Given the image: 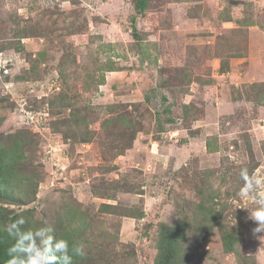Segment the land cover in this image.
<instances>
[{
    "label": "rangeland",
    "instance_id": "rangeland-1",
    "mask_svg": "<svg viewBox=\"0 0 264 264\" xmlns=\"http://www.w3.org/2000/svg\"><path fill=\"white\" fill-rule=\"evenodd\" d=\"M147 2L137 14L134 0H0V66L10 69L0 76V132L29 138L36 218L54 224L79 202L96 226L86 255L105 244L110 264H152L158 225L184 220L200 232L207 212L197 206L212 194L237 252L224 253L214 227L188 235L192 264H264L254 204L237 195L241 168L264 173V0ZM14 24L29 36L12 40ZM164 94L173 122L158 132ZM104 204L115 212H100Z\"/></svg>",
    "mask_w": 264,
    "mask_h": 264
},
{
    "label": "trees",
    "instance_id": "trees-1",
    "mask_svg": "<svg viewBox=\"0 0 264 264\" xmlns=\"http://www.w3.org/2000/svg\"><path fill=\"white\" fill-rule=\"evenodd\" d=\"M147 6V0H134V9L137 14H143ZM15 25L19 24H14V28L9 31L12 40H21L29 36L30 30L28 25L24 27L23 30L17 28ZM178 78L181 81H188L189 73L186 70H181ZM161 83L165 84L166 82L161 81ZM207 84H210V82H207L205 85ZM262 85L264 86V84ZM157 88L166 89L167 86H159ZM261 94L264 96V91H262ZM161 101L163 105L166 104L168 101L166 94L161 97ZM1 102L2 100H0V103ZM258 103L264 106L261 101ZM68 107H70V105L65 104L64 108L66 109ZM188 108H190L189 104H183L182 111L185 115L189 114ZM160 115H165L167 118L160 121ZM71 117L75 118L74 113ZM170 117L171 110L169 104L167 106L164 105L161 112H156L155 118L156 121L158 120L160 126L158 132L163 131V127L166 124H171L173 122V119ZM116 119L117 122L120 123H125L126 121L125 117H118ZM66 127L73 129L71 126ZM133 127L136 128L135 126ZM84 141H86L84 138L80 139V142L83 143ZM215 141L216 139H214L213 143L210 141L206 142V150L209 153L219 151ZM28 143L29 138L25 132L22 134L11 133L7 135H3L2 132H0V264H6V260L8 259L7 250L14 243L13 239L6 231H4V228L8 224L15 222L20 216H23L26 219V228H39L51 225L55 230V235L69 240L70 244L83 243L85 245L87 244V237H90L91 234L96 232V226L91 225L94 214L89 219L84 218L85 211L79 202H74V205L66 202L60 208V211L56 212L54 224L36 218L37 207L35 206V203L39 205V198L37 197V189L33 186L35 185L34 183H37L39 178L35 176L31 170L29 171L28 165L25 163L28 162L27 160H29L31 155L26 153V148L29 145ZM30 167L31 166L29 165V168ZM27 170L30 174L27 173ZM101 197L111 199L105 195H102ZM214 199V195L212 194L205 198L201 197L197 210L203 213L207 212L208 226H203L201 223L202 226H196L200 232L204 231V233L210 232L214 227H217L222 234L221 242L224 253L236 255L235 252L237 251L235 250V247L238 244V233L235 228L230 230L227 229V231H225L226 227L218 221L222 216V211H220L219 214L216 213L213 203ZM113 209L114 206L104 204L103 206H100L99 211L111 214L112 212H115L112 211ZM129 212L130 214L126 217L135 219L142 218V214L134 216V211ZM119 215L122 216L121 213H119ZM190 226H192V223H185L184 220L177 221L172 225L165 223L159 224L155 244L156 253L152 264H192L194 259L193 254L190 250L186 248L184 249V247L188 244L189 234L201 237V233L190 228ZM105 246V244L99 246V250L102 253L101 256L93 257L91 254H85L83 257H74L73 264H95V261L110 264V261L113 259H108L110 253L106 252ZM237 262L239 264H245L240 258Z\"/></svg>",
    "mask_w": 264,
    "mask_h": 264
},
{
    "label": "clouds",
    "instance_id": "clouds-1",
    "mask_svg": "<svg viewBox=\"0 0 264 264\" xmlns=\"http://www.w3.org/2000/svg\"><path fill=\"white\" fill-rule=\"evenodd\" d=\"M8 60L0 66V76L8 75ZM240 179L243 182L237 195L248 199L254 207L247 209L249 219L256 223L252 234L264 242V173H250L247 167L240 169ZM27 221L20 216L15 222L8 224L4 231L14 243L8 248L6 264H73L74 257L85 255L83 243H69V240L55 235L54 228L42 226L26 228Z\"/></svg>",
    "mask_w": 264,
    "mask_h": 264
}]
</instances>
